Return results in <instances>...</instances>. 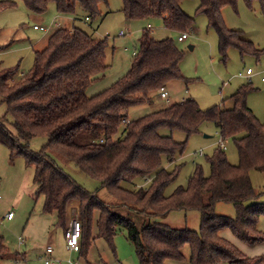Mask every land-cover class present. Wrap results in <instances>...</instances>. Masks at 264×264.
Masks as SVG:
<instances>
[{
	"label": "trees",
	"instance_id": "trees-1",
	"mask_svg": "<svg viewBox=\"0 0 264 264\" xmlns=\"http://www.w3.org/2000/svg\"><path fill=\"white\" fill-rule=\"evenodd\" d=\"M81 1L84 5L91 4L89 0ZM185 1L127 0L125 15L127 19L144 22L161 19L168 29L181 34L191 30L195 22L183 10ZM238 1L199 0L198 13L205 15L209 26L217 31L224 59L231 47L237 48L241 55L260 57L264 51L257 49L242 31L229 30L224 21L223 9L236 8ZM244 1L249 6L258 1L264 15V0ZM20 2L37 16L44 15L53 3L60 12L67 7L66 0H0V12L14 9ZM148 25L138 39L129 71L92 97L87 90L110 68L107 38H96L78 29H56L45 48L35 52L34 67L28 74L19 76L18 70L0 68V97L16 131L13 135L0 120V144L12 158L22 157L28 167L35 168L36 195L44 197L45 214L57 215L59 227L67 228L69 206L79 202L82 257L89 248L94 212L99 210L100 237L113 245L117 228L126 229L139 264L183 261L186 259L183 249L187 246L190 264H264V257L248 258L221 237V232L228 229L250 247L264 244V233L258 230L264 204L253 202L259 196L250 177L252 170L264 172V122L255 116L247 102L253 85L242 86L229 98L233 103L230 109L213 106L203 110L190 99L129 122L128 112L132 108L153 104V94H159L173 81L184 80L180 69L183 53L176 46L177 39L156 40ZM124 122L126 128L121 136ZM208 123L216 127L222 139L235 144L240 164H230L226 151L218 147L207 159L211 167L209 177L196 165L187 187H179L166 196L164 190L176 181L179 166L166 170L162 167L163 157L173 164L176 155L184 153L188 140L201 134ZM163 129L170 135L162 134ZM174 132L184 133L186 141H175ZM39 136L47 138L46 149L98 180L121 204L149 218L163 219L173 211L198 210L200 231L174 229L159 221L137 228L67 175L46 151L32 152L30 141ZM141 178L150 180L146 187L136 190L122 187L123 182L131 184ZM220 202L235 206V219L217 215L215 205ZM7 252L0 237V264Z\"/></svg>",
	"mask_w": 264,
	"mask_h": 264
},
{
	"label": "rangeland",
	"instance_id": "rangeland-1",
	"mask_svg": "<svg viewBox=\"0 0 264 264\" xmlns=\"http://www.w3.org/2000/svg\"><path fill=\"white\" fill-rule=\"evenodd\" d=\"M66 1H68L67 6L72 7L71 2L73 0ZM93 1L95 0L88 2L92 3ZM97 1V12L94 14L89 10L86 12L85 8L81 11L76 10L82 18L89 16L91 21L88 22V25L95 28V31L90 30L91 27L89 29L83 28V30L90 36L100 39L107 38L109 44L107 63L111 64V68L106 78L101 80L100 85L95 82L88 89L89 97L103 91L127 73L128 70H125L133 57L131 52L126 54L118 48L128 40L129 49L135 50L138 47V39L142 30L146 29L148 24L153 27L150 33L156 40L177 39L180 35L168 29L161 19L149 20L148 22L139 19H127L125 15L127 0ZM198 6L199 0H186L184 2L183 10L194 18L195 22L193 28L185 32L189 34L187 41L179 43L175 40L177 48L183 53L180 69L184 80L173 81L168 84V102L166 99L158 98L157 94H153V104L147 103L132 108L128 112L129 122L154 112L155 108L157 110L163 109L190 99L195 100L203 110H208L213 106L230 109L233 107V103L229 98L239 88L250 84L248 79L240 77V74H245L248 69L254 72L251 80L254 90L248 96V106L255 116L264 122V83L262 82V78H264V53L260 57L241 55L237 48L231 47L224 59L220 53L218 33L209 26L207 17L198 13ZM223 18L229 30L242 31L246 39L252 41L257 49L264 51V15L258 1H254L249 6L244 0H239L236 8L228 6L223 9ZM63 19L68 22L67 30H73L70 27L73 25L77 28V23L73 22L74 19L75 21L77 19L76 13L65 15L58 10L55 3L51 4L48 11L41 16L30 13L21 2L14 9L1 11L0 68L18 70L19 74H28L34 67L35 52L45 48L47 39L54 30L66 28V26L61 25L58 27V23ZM35 26L46 27L50 31H36ZM120 31L125 33L124 38L118 37ZM113 51L114 57L111 55ZM122 56L125 58L126 64L124 70L121 62ZM0 120L13 135L16 134L12 124L13 119L8 114L6 103L1 97ZM125 128L126 122L121 126V136ZM161 133L170 135L167 129H163ZM205 135L211 136V138H204ZM173 138L177 142L186 141V136L182 132H174ZM220 139L216 127L208 123L202 127L201 134L194 135L188 140L184 153L181 155L179 152L173 164H169L166 157H163L162 167L166 170L172 171L176 169V166H179L176 181L164 190L166 196H170L179 187H187L196 165L202 167L205 177L211 175V167L207 159L219 147ZM225 141L229 163L234 166L239 165L240 156L235 144L229 140ZM47 143V138L35 137L30 141V150L35 153L46 151L67 175L87 191L94 192L109 205L113 213L127 218L137 228L141 229L147 222L159 221L174 229L200 231L201 213L198 210L173 211L163 219L149 218L146 214L121 204L118 199L109 194L98 180L81 172L71 161L60 154L46 149ZM34 177V167H28L22 157L12 158L9 150L0 144V237L5 238L4 241L9 250V255H5L1 264H44L47 258L46 251L49 247L55 251L52 260H56V264H70V261L79 264H100L101 262L105 264H139L136 248L129 240L126 229L117 228L113 245L105 238L100 237L99 210L94 212L86 256L82 257L79 252H70L66 247L64 230L58 226L57 215L45 214L43 211L44 197L36 195L37 187L34 183ZM250 177L255 193L259 196L258 200L253 202L264 204V172L252 170ZM149 182V179L141 178L131 184L123 182L122 187L136 190L146 187ZM77 203L79 205V202ZM70 208L71 204L68 209L69 217L72 218L73 214L75 215L73 217H78L79 220L77 206H74L73 210ZM215 211L217 215L231 219H235L237 215L235 206L230 203H217ZM9 213L16 216L12 223L4 221ZM258 230L264 233V217L259 220ZM221 237L238 247L248 258L264 257L263 244H261L263 246L258 245L255 248L250 247L240 242L228 229L221 232ZM21 239L25 240V245H20ZM183 253L186 256L185 260L170 261L167 264H190L188 246L183 249ZM18 254L24 256L25 261Z\"/></svg>",
	"mask_w": 264,
	"mask_h": 264
},
{
	"label": "crops",
	"instance_id": "crops-1",
	"mask_svg": "<svg viewBox=\"0 0 264 264\" xmlns=\"http://www.w3.org/2000/svg\"><path fill=\"white\" fill-rule=\"evenodd\" d=\"M68 3V1H66V4ZM72 7L70 6V7H68L67 5V7H68V9H67V7L65 8V10L64 11H62V13H65V15H69L70 13L72 14V13H76V15H77V19H76V21H75V19L73 20V22H75V23H77V28H76V26H70L71 28H73V29H78V30H81V31H83V32H85L84 30H83V28H86V29H89L92 25H88V22H86L85 20H86V18L87 17H89V16H84V18H82V17H80L79 15H78V12L76 11L77 9L78 10H82V9H86V12H91V13H95V12H97V7H98V1L97 0H95V1H93L89 6L88 5H84V3H83V1H81V0H73L72 2ZM124 3V2H123ZM71 5V4H70ZM73 9V10H72ZM68 10H70V11H68ZM89 10V11H88ZM93 18H95V17H93ZM57 20V19H56ZM58 22H59V20H58ZM56 23V22H55ZM66 26V28H67V26H68V22L66 21V19H63V20H60V22L58 23V27L59 26ZM79 25V26H78ZM92 28V27H91ZM90 28V30H92V31H95V28H92L91 29ZM34 29H35V27H34ZM36 31H39V30H36ZM121 32H123V31H120L119 32V34H118V37H121V38H124L125 37V33H124V36H120V34H121ZM86 33V32H85ZM129 41L128 40H126V43L125 44H123V45H121V46H119V50L121 51V52H123V53H126V54H128V52H131V55H132V57H134V55H135V52H136V49L135 50H130L129 49ZM115 50V49H114ZM108 53V52H107ZM114 51L111 53V55H112V57H114ZM114 59V58H113ZM108 60V59H107ZM122 67H123V70H124V68H126V64H125V58L122 56ZM129 62V61H128ZM111 65V64H110ZM130 65H131V63L129 64V66L127 67V69L125 70V71H129V69H130ZM110 68H111V66H110ZM110 68H109V70H110ZM109 70L105 73V76L104 77H102V78H100L97 82L99 83V85L102 83L101 82V80L103 79V78H106V76H107V74H108V72H109ZM124 71V72H125ZM127 71V72H128ZM246 74V73H245ZM245 74H243V76H240V77H242V78H246V79H248L249 81H250V84H252L253 85V82L251 81L252 80V78H253V75H254V72H253V75H252V77L251 78H247L246 76H245ZM21 75H23V73H20L19 74V76H21ZM263 82V81H262ZM115 83V82H114ZM114 83H112L111 85H113ZM264 83V82H263ZM170 84V83H169ZM97 85V84H96ZM111 85H109V86H111ZM93 86V85H92ZM109 86L107 87V88H109ZM168 86V85H167ZM167 86L165 87V89H166V91H167ZM106 88V89H107ZM106 89H104V90H106ZM103 90V91H104ZM88 91L89 90H87V93H88ZM100 92H102V91H99V92H97L96 94H98V93H100ZM95 94V95H96ZM88 95V94H87ZM158 95V98L160 97L161 98V96H160V93L159 94H157ZM94 96V95H93ZM92 97V96H91ZM168 97H169V94H168ZM162 99V98H161ZM184 102V101H183ZM182 103V102H181ZM155 111L157 110L156 108L154 109ZM219 134V133H218ZM74 206L76 207L77 206V208H78V203L75 201V202H73V203H71V208L70 209H74ZM70 207V206H69ZM79 209V208H78ZM73 216H75V215H73L72 214V217ZM16 219V216L14 217V219L13 220H11V221H7L5 218H4V221H7V222H9V223H12L14 220ZM71 220V218L69 217V214H68V218H67V226H68V223H69V221ZM64 230V229H63ZM66 230V229H65ZM65 230H64V234H65ZM5 239V238H4ZM26 243V242H25ZM25 245V244H24ZM264 245V244H263ZM263 245H261V246H263ZM260 246V245H259ZM255 247H257V246H255ZM254 247V248H255ZM8 248V247H7ZM50 248H52V247H50ZM54 249L52 248V253L51 254H47V252H46V256H47V258L45 259V260H52V258H53V255H54ZM7 255H9V250H8V252H7ZM18 255H20L23 259L25 258L24 256H22L21 254H18ZM24 261H25V259H24ZM56 261V260H55Z\"/></svg>",
	"mask_w": 264,
	"mask_h": 264
},
{
	"label": "built area",
	"instance_id": "built-area-1",
	"mask_svg": "<svg viewBox=\"0 0 264 264\" xmlns=\"http://www.w3.org/2000/svg\"><path fill=\"white\" fill-rule=\"evenodd\" d=\"M86 21L90 22L91 20H90V18L87 17ZM148 29L151 31L153 29V27L151 25H148ZM35 30H39L41 32L50 31L49 28L38 27V26H35ZM120 36H124V33L121 32ZM188 39H189V34L188 33H181L179 35V37L177 38V41L179 43H183V42L187 41ZM252 75H253V71L251 69H248L246 71L245 76L247 78H251ZM240 76H243V74H240ZM262 81L264 82V78H262ZM160 96H161L162 99H166L167 102L169 101L168 100V93H167L165 88H162L160 90ZM219 147L222 148L224 151L227 150L226 141L224 139H222V138L220 139ZM14 217L15 216H14L13 213H9L6 216L5 219L7 221H11V220L14 219ZM77 218L76 217H72L71 220L68 223V226H67L66 230H65L66 247L72 253L80 252L81 224H80V221ZM24 244H25V240L21 239L20 240V245H24ZM46 252H47V254H51L52 253V248L49 247ZM44 264H56V261L51 260V259L50 260H45ZM70 264H79V263L70 261Z\"/></svg>",
	"mask_w": 264,
	"mask_h": 264
},
{
	"label": "water",
	"instance_id": "water-1",
	"mask_svg": "<svg viewBox=\"0 0 264 264\" xmlns=\"http://www.w3.org/2000/svg\"><path fill=\"white\" fill-rule=\"evenodd\" d=\"M191 49H193L192 47H190ZM204 138H211V136L205 135Z\"/></svg>",
	"mask_w": 264,
	"mask_h": 264
}]
</instances>
